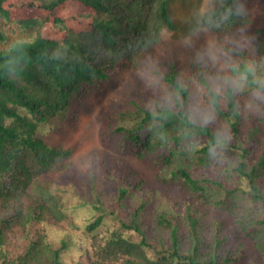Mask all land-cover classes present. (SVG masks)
<instances>
[{"label":"trees","instance_id":"trees-1","mask_svg":"<svg viewBox=\"0 0 264 264\" xmlns=\"http://www.w3.org/2000/svg\"><path fill=\"white\" fill-rule=\"evenodd\" d=\"M170 3L0 0V264H264V105L249 110L230 87L222 99L201 47L190 67L163 58L152 87L137 75L176 26ZM203 22L218 79L231 63L264 74V0H223ZM122 79L129 101L102 136L125 148L79 172L74 148L50 137ZM205 112L213 123L198 122ZM218 131L230 139L213 152Z\"/></svg>","mask_w":264,"mask_h":264},{"label":"rangeland","instance_id":"rangeland-1","mask_svg":"<svg viewBox=\"0 0 264 264\" xmlns=\"http://www.w3.org/2000/svg\"><path fill=\"white\" fill-rule=\"evenodd\" d=\"M223 0H171L170 11L175 22V28L164 29L162 33V43L148 54V59L152 62V68H142L137 71V75L144 81L146 85L152 87L153 80L157 78V70L163 58L174 56L179 57V64L190 67L192 50L201 47L200 55L203 59L208 57L213 59L215 73L210 75L211 83L214 84L216 90L221 94L222 99L225 98V90L229 87L222 79H218L220 68L225 64L220 54L217 34L208 28L204 22L205 14ZM255 9L259 10L260 5L255 4ZM199 50V49H198ZM190 53V56H189ZM197 53V51H196ZM198 54V53H197ZM157 59L155 61L154 59ZM170 59V58H169ZM171 61H174L170 59ZM207 60V59H205ZM164 62V60H163ZM162 62V64H163ZM158 64V65H157ZM226 75H229L226 72ZM131 77V72L125 74ZM126 79L118 81L116 84H110L106 91L94 99V109L92 112L83 114L80 117L78 126L66 137H62L57 133L51 135L50 140L57 144L63 143L65 146L74 148V160L78 166V171H85L91 166L93 159L115 158L114 148L117 143L120 148H125L122 139H118L115 145L110 140L105 139L103 130L106 125V119L111 124L116 123V118L120 117L121 107L127 106L129 101ZM198 94L195 101L200 106L207 104V95L201 84H197ZM240 100L248 107L249 100L242 93ZM239 94V95H240ZM248 101V102H246ZM114 153H113V152ZM117 161V160H116ZM129 164L136 169L143 171L152 179L154 176V166L150 161H142L138 158L130 156ZM102 165L101 167H103ZM66 222L65 224L67 225ZM79 229V227H77ZM80 231V230H79ZM78 232V230H77ZM80 259L86 263L87 256L82 254Z\"/></svg>","mask_w":264,"mask_h":264},{"label":"clouds","instance_id":"clouds-1","mask_svg":"<svg viewBox=\"0 0 264 264\" xmlns=\"http://www.w3.org/2000/svg\"><path fill=\"white\" fill-rule=\"evenodd\" d=\"M243 11V6L238 5L235 14L241 15L243 14ZM230 12L231 10H229V13ZM213 59H215L214 56ZM228 72L230 75L223 76L224 82L229 85L234 94H239L245 91L249 92L250 99L248 108L251 111L258 112L260 106L264 105V74L259 73L257 71V65L252 62L244 65L231 63L228 65ZM193 114H198V110L194 109ZM193 122L196 121L194 120ZM198 122L204 125L211 124L214 122V116L205 112ZM229 139L230 138L224 132L218 131L216 134L215 145L211 150L214 152L217 148L224 146Z\"/></svg>","mask_w":264,"mask_h":264}]
</instances>
